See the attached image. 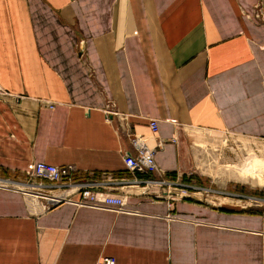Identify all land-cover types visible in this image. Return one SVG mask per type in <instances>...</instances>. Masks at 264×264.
Here are the masks:
<instances>
[{
	"label": "crops",
	"instance_id": "0c3cea01",
	"mask_svg": "<svg viewBox=\"0 0 264 264\" xmlns=\"http://www.w3.org/2000/svg\"><path fill=\"white\" fill-rule=\"evenodd\" d=\"M0 90V178L42 162L130 190L115 213L0 188V264H264V211L136 194L123 163L133 134L168 180L194 132L264 139V0H0Z\"/></svg>",
	"mask_w": 264,
	"mask_h": 264
},
{
	"label": "built area",
	"instance_id": "2783aa9c",
	"mask_svg": "<svg viewBox=\"0 0 264 264\" xmlns=\"http://www.w3.org/2000/svg\"><path fill=\"white\" fill-rule=\"evenodd\" d=\"M256 19H262L259 13ZM7 93L0 90V99L6 97ZM117 114V113H115ZM114 112H106V115H115ZM149 130L155 134L158 129L155 120L149 121ZM130 144L133 153H124L123 163L126 170L134 175L146 176L143 181L133 179L129 187L139 188L134 193L139 195H154L158 197L162 189L167 188V197L181 199L190 197L188 187L180 184L181 180H168L155 162V150L162 147L163 142L157 141L151 146L148 140L141 135L130 136ZM104 179L105 178H101ZM80 180L77 179V168L73 165L53 166L42 162L33 163L29 170L24 173L23 182H14L9 179L0 180V188L13 189L21 186L22 193L32 196L36 200L44 202V209L48 210L61 204H71L78 208L88 207L98 210H109L115 213L128 212L127 198L130 190L122 194H110L109 189L117 187L110 183L105 184L103 180ZM110 182V181H109ZM180 186L186 195L171 193L170 189ZM203 190V189H202ZM96 264H116L112 257H101Z\"/></svg>",
	"mask_w": 264,
	"mask_h": 264
},
{
	"label": "rangeland",
	"instance_id": "374dc122",
	"mask_svg": "<svg viewBox=\"0 0 264 264\" xmlns=\"http://www.w3.org/2000/svg\"><path fill=\"white\" fill-rule=\"evenodd\" d=\"M187 138L186 157L192 175L187 181L181 179L180 184L189 186L187 192L191 198L213 206L230 202L238 207L246 206V210L264 211V170L254 172L251 167V158L264 159V139L206 131L194 132ZM13 188L22 189L18 185ZM173 190L182 188L170 189L178 193ZM183 194L187 193L179 192Z\"/></svg>",
	"mask_w": 264,
	"mask_h": 264
},
{
	"label": "bare ground",
	"instance_id": "6f19581e",
	"mask_svg": "<svg viewBox=\"0 0 264 264\" xmlns=\"http://www.w3.org/2000/svg\"><path fill=\"white\" fill-rule=\"evenodd\" d=\"M251 167H252V171L254 172L264 170V159L261 160L257 157L251 158Z\"/></svg>",
	"mask_w": 264,
	"mask_h": 264
},
{
	"label": "trees",
	"instance_id": "16d2710c",
	"mask_svg": "<svg viewBox=\"0 0 264 264\" xmlns=\"http://www.w3.org/2000/svg\"><path fill=\"white\" fill-rule=\"evenodd\" d=\"M182 180L187 181V178L185 176L182 177Z\"/></svg>",
	"mask_w": 264,
	"mask_h": 264
}]
</instances>
